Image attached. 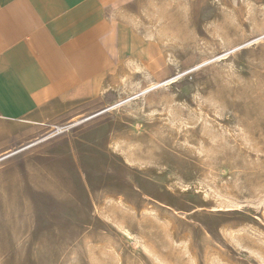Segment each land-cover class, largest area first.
<instances>
[{
	"label": "rangeland",
	"instance_id": "obj_1",
	"mask_svg": "<svg viewBox=\"0 0 264 264\" xmlns=\"http://www.w3.org/2000/svg\"><path fill=\"white\" fill-rule=\"evenodd\" d=\"M182 19L174 65L0 119V264H264V0Z\"/></svg>",
	"mask_w": 264,
	"mask_h": 264
},
{
	"label": "crops",
	"instance_id": "obj_2",
	"mask_svg": "<svg viewBox=\"0 0 264 264\" xmlns=\"http://www.w3.org/2000/svg\"><path fill=\"white\" fill-rule=\"evenodd\" d=\"M202 2L0 0V119L78 97L127 62L149 64L162 52L174 65L169 35Z\"/></svg>",
	"mask_w": 264,
	"mask_h": 264
},
{
	"label": "bare ground",
	"instance_id": "obj_3",
	"mask_svg": "<svg viewBox=\"0 0 264 264\" xmlns=\"http://www.w3.org/2000/svg\"><path fill=\"white\" fill-rule=\"evenodd\" d=\"M161 86H162V85H161ZM151 88H152V87H151ZM151 88H149V89L151 90ZM154 88H155V87H154ZM122 103H124V102H122ZM122 103L118 104L117 106H114V108H115V109L118 108V106H121ZM112 108H113V107H112ZM114 108H113V109H114Z\"/></svg>",
	"mask_w": 264,
	"mask_h": 264
}]
</instances>
